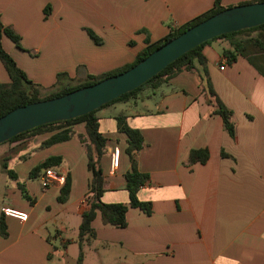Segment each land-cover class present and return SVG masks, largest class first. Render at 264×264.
I'll list each match as a JSON object with an SVG mask.
<instances>
[{"label": "crops", "instance_id": "obj_1", "mask_svg": "<svg viewBox=\"0 0 264 264\" xmlns=\"http://www.w3.org/2000/svg\"><path fill=\"white\" fill-rule=\"evenodd\" d=\"M251 1L256 0H222L226 7ZM213 6V0H0L2 24L21 38L20 48L6 36L2 43L31 81L54 89L61 73L84 81L87 75L132 65L148 43ZM226 51L233 52V62ZM203 53L216 98L209 96L202 72H184L153 96L144 91L98 113L108 140L101 159L103 202L130 205L128 137L117 121L124 117L144 137L135 160L149 180L138 197L152 210L130 208L124 229L105 224L98 215L92 224L95 237L84 243V264H264V76L226 40L209 43ZM10 83L0 60V84ZM58 89L62 87L54 91ZM215 99L232 112L234 137L215 113ZM73 130L76 136L68 142L40 148L57 131L44 133L12 144V150L19 146L17 155H9L10 150L0 155L2 165L7 160L18 178L8 177L0 218L7 208L27 214L23 223L4 217L7 235L0 234V264H77L92 173L77 137L86 136L85 125ZM115 148L120 164L112 171ZM197 150L209 152L206 164L189 163ZM57 156L63 163L52 169L64 183L43 189L45 170L35 180L30 172ZM67 176L71 193L60 203ZM19 183L30 200L24 199Z\"/></svg>", "mask_w": 264, "mask_h": 264}, {"label": "trees", "instance_id": "obj_2", "mask_svg": "<svg viewBox=\"0 0 264 264\" xmlns=\"http://www.w3.org/2000/svg\"><path fill=\"white\" fill-rule=\"evenodd\" d=\"M259 2H264V0L242 3L237 6ZM213 3L214 6L211 10L186 23L180 28L172 30L166 37L159 40L158 42L148 43V45L141 51L132 65L101 76L87 75L84 81L69 79L68 75L65 73L58 74V83L63 78H67L73 84V86L62 87V89L51 91L45 96L42 95L43 88L31 81L27 74L19 67L15 59L5 51L2 43L3 37L6 36L9 38L19 48L21 38L11 28L5 27L0 20V60L2 61L11 79L10 84H0V118L17 108L24 107L32 103L59 98L79 89L95 85L110 77L124 73L146 59L158 48L179 37L187 30L217 15L218 13L225 11L226 9L235 7L224 6L222 0H213ZM87 32L96 44H101V39L95 33L92 31ZM220 39L228 41L235 53L245 57L257 69V71H259V73L264 76V25H262L260 27L223 35L200 45L168 66L163 72L147 82L145 85L120 97L119 99L112 101L97 111L74 120L53 123L36 128L29 132L18 135L5 143L8 145L22 143L40 134L57 131L49 140L45 141L40 146V148H48L55 144L72 140L76 136L73 126L78 124L85 125L86 136L78 135L77 137L86 148L88 169L92 173V180L89 186V195L87 198L88 209L82 215V222L79 227L78 242L80 246V253L77 259V264H84V243L95 237V230L93 229L92 224L98 215L101 216L105 224L119 229H124L127 227V213L130 208L140 209L147 214H150L152 210V205L150 203L141 202L138 197L139 192L147 185L149 180L148 175L143 174L138 170L137 162L135 160V154L144 148V137L139 130L130 128L125 123L124 117L117 118V121L119 130L122 133H125L128 137V148L126 152L130 157L132 170L131 172L127 173L126 181L127 191L130 197V205L127 206L121 203L106 204L103 202L102 199L105 193L106 179L101 168V159L105 154L108 140L100 131V117L98 116V113L114 104L127 103L131 100L137 99L138 96L144 91H150L149 95L153 96L156 94L157 90L167 85L170 80L184 72H202L203 79H206L207 82L206 89L209 96L211 98H216L212 90L210 78L208 77L207 59L203 53V50L209 43ZM224 55L230 62L235 60V56L232 51H226ZM208 102L209 104L213 103L211 99ZM215 103V113L222 117L225 131L231 137H234L235 126L232 121V112L224 107V105H222L217 99H215ZM209 159L210 154L207 150L192 151L189 155L190 164H206ZM7 162L8 161L5 160L2 165L4 173L11 179L17 181L18 178L16 174L9 169ZM62 163V157H50L43 163L34 167L30 172L29 178L31 180H35L40 177V174L43 170L59 167ZM18 186L23 194L24 199L30 200L24 185L19 183ZM70 193L71 179L70 176H67L65 179V185L62 188L61 195L58 199L59 202L66 203L69 199ZM4 217L5 215L3 213L0 218V234L2 236L7 235V225L4 221Z\"/></svg>", "mask_w": 264, "mask_h": 264}, {"label": "water", "instance_id": "obj_3", "mask_svg": "<svg viewBox=\"0 0 264 264\" xmlns=\"http://www.w3.org/2000/svg\"><path fill=\"white\" fill-rule=\"evenodd\" d=\"M264 25V2L226 9L187 30L136 66L65 96L17 108L0 118V145L36 128L74 120L135 91L182 56L223 35Z\"/></svg>", "mask_w": 264, "mask_h": 264}, {"label": "built area", "instance_id": "obj_4", "mask_svg": "<svg viewBox=\"0 0 264 264\" xmlns=\"http://www.w3.org/2000/svg\"><path fill=\"white\" fill-rule=\"evenodd\" d=\"M223 70L224 67H221ZM120 164V151L118 148H115L113 154L111 156V170L115 171L118 169ZM41 186L43 189H48L55 185L56 183H64V178L56 173L53 169L45 170L40 178ZM4 215L8 218L15 219L19 222H25L27 220V214L24 211L14 209V208H7L4 210Z\"/></svg>", "mask_w": 264, "mask_h": 264}, {"label": "rangeland", "instance_id": "obj_5", "mask_svg": "<svg viewBox=\"0 0 264 264\" xmlns=\"http://www.w3.org/2000/svg\"><path fill=\"white\" fill-rule=\"evenodd\" d=\"M69 86H73V84L66 78V79H62L60 80V82H56L55 84V88H60V87H69ZM43 88V92H42V95L45 96L47 95L48 93H50L51 91H54V89H46L45 87H42ZM101 112H99L100 114ZM11 145H8V144H2L0 145V155L4 152H7L9 151V155H17L18 153H16V151H18L19 149V146H15L14 150L10 149ZM9 181L8 180V176L4 173V170H3V166H2V163L0 162V214H1V209L2 207L4 206V201H5V186H6V182ZM11 183V181H9ZM21 182H24V181H21ZM14 185V184H13Z\"/></svg>", "mask_w": 264, "mask_h": 264}]
</instances>
